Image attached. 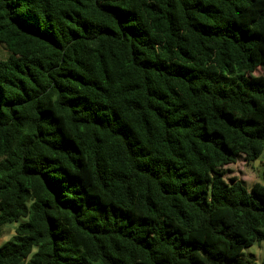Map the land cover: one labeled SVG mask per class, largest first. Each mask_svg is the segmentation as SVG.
<instances>
[{"label": "trees", "instance_id": "16d2710c", "mask_svg": "<svg viewBox=\"0 0 264 264\" xmlns=\"http://www.w3.org/2000/svg\"><path fill=\"white\" fill-rule=\"evenodd\" d=\"M0 45V264H264L221 170L264 148V0H0Z\"/></svg>", "mask_w": 264, "mask_h": 264}, {"label": "rangeland", "instance_id": "374dc122", "mask_svg": "<svg viewBox=\"0 0 264 264\" xmlns=\"http://www.w3.org/2000/svg\"><path fill=\"white\" fill-rule=\"evenodd\" d=\"M7 52L3 46L0 45V58L3 59L7 56ZM256 75L264 74V70L257 69ZM223 171V177L229 181L230 178H237L241 180L247 187H250L254 182L264 181V159L260 158L258 161L250 162L244 158L243 155L238 157L235 163H230L221 168ZM24 221L23 218L18 219L10 223L4 224L0 229V245L5 240L9 239L14 233L15 227ZM263 244H253L252 246L244 249L245 255L256 261H260L263 256Z\"/></svg>", "mask_w": 264, "mask_h": 264}, {"label": "water", "instance_id": "95a60500", "mask_svg": "<svg viewBox=\"0 0 264 264\" xmlns=\"http://www.w3.org/2000/svg\"><path fill=\"white\" fill-rule=\"evenodd\" d=\"M263 154H264V148H263V150L261 151V153H260V155H259V158H261L262 156H263ZM259 159H255V161H258Z\"/></svg>", "mask_w": 264, "mask_h": 264}]
</instances>
